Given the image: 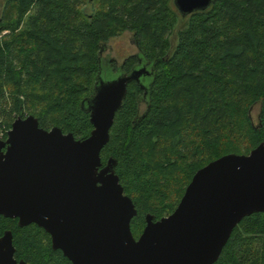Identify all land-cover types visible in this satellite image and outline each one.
<instances>
[{
    "label": "trees",
    "instance_id": "1",
    "mask_svg": "<svg viewBox=\"0 0 264 264\" xmlns=\"http://www.w3.org/2000/svg\"><path fill=\"white\" fill-rule=\"evenodd\" d=\"M126 31L155 63L154 79L144 109L140 88L128 86L101 155L117 158L139 234L144 213H171L199 167L264 140V0H214L187 16L173 0H8L0 17L1 123L9 128L20 112L33 113L46 128L88 136L93 125L80 103L107 59L101 50ZM0 224L12 229L18 259L72 264L37 223L0 215ZM212 264H264V211L235 225Z\"/></svg>",
    "mask_w": 264,
    "mask_h": 264
},
{
    "label": "water",
    "instance_id": "2",
    "mask_svg": "<svg viewBox=\"0 0 264 264\" xmlns=\"http://www.w3.org/2000/svg\"><path fill=\"white\" fill-rule=\"evenodd\" d=\"M213 2L173 0L182 16ZM111 68L104 59L93 93L80 103L93 125L88 136L46 128L33 113L13 120L8 137L0 138V214L44 227L73 264L214 263L235 225L264 211V140L248 153L227 152L199 167L175 209L158 219L148 212L136 237L131 220L138 208L120 181L117 158L104 164L101 151L128 85L149 68L109 77ZM15 252L12 229L0 230V264H30Z\"/></svg>",
    "mask_w": 264,
    "mask_h": 264
},
{
    "label": "flooded vegetation",
    "instance_id": "3",
    "mask_svg": "<svg viewBox=\"0 0 264 264\" xmlns=\"http://www.w3.org/2000/svg\"><path fill=\"white\" fill-rule=\"evenodd\" d=\"M135 41V40H134ZM135 45H136V43H135ZM137 46V45H136ZM106 50V49H105ZM104 52L105 51H103V50H101V54H102V57H104ZM107 57V56H106ZM108 58V57H107ZM130 59H133V61L131 62V63H129V61H130ZM108 62H109V64L112 66V68H111V70L113 71V74L114 73H118V71H120V72H124V73H131L135 68H138V67H142L143 65H145V66H147L149 69H147L146 70V72L145 73H143L142 74V76L140 77V80L139 81H132V82H130V84H132V83H135L139 88H140V90H141V93H143L142 94V99H143V101H141V104L142 105H145V101H146V99H147V97H148V94H149V92H148V90H147V93H146V88L147 89H149V91H150V88H151V86H152V83H153V79H154V74H155V68H153V66L155 67V65H154V63L153 62H151V61H147L140 53H139V50H138V47H137V52L136 53H134V54H132V55H130L129 57H127L121 64H119L118 62H117V60L115 59V58H113V57H111V58H108ZM120 68H121V70H120ZM129 84V85H130ZM128 85V86H129ZM137 99H139V95H137ZM141 111V110H140ZM17 117V116H16ZM15 117V118H16ZM14 118V119H15ZM13 119V120H14ZM13 122V121H12ZM3 125H6L5 123H2ZM2 126V125H1ZM11 128V126L8 128V127H6V131H5V133L3 134V135H0V138L1 139H6L7 137H8V130ZM65 132H67V131H65ZM74 134V136L75 137H77V138H82V137H78L75 133H73ZM103 162H104V164L107 162V161H104L103 160ZM126 192V191H125ZM127 193V192H126ZM148 212H151V211H147V212H145L144 213V225H143V227H142V229H141V231H140V233L139 234H134L136 237H139V235L142 233V231H143V229H144V227H145V225H146V214L148 213ZM151 213H153V212H151ZM153 214H155V213H153ZM169 214V213H168ZM0 215H2V214H0ZM165 215H167V214H165ZM4 216V215H3ZM163 216V215H162ZM6 217V216H5ZM161 216H157L156 214H155V219H158V218H160ZM12 218H15L16 220H17V222H18V224H19V217H12ZM134 218V217H133ZM132 218V219H133ZM31 223H36V222H31ZM31 223H28V224H31ZM28 224H24V225H28ZM19 225H21V224H19ZM24 225H21V226H24ZM131 227H132V220H131ZM0 230H1V228H0ZM4 230V229H3ZM133 230V229H132ZM1 232H3V231H1ZM48 232V231H47ZM134 233V232H133ZM50 234V233H49ZM51 235V234H50ZM51 241H52V239H51ZM59 249H61V248H59ZM62 250V249H61ZM62 252H63V250H62ZM64 253V252H63ZM65 255V254H64ZM65 256H67V255H65ZM68 257V256H67ZM69 258V257H68ZM70 259V258H69ZM71 260V259H70ZM72 261V260H71ZM72 264H73V262H72Z\"/></svg>",
    "mask_w": 264,
    "mask_h": 264
},
{
    "label": "rangeland",
    "instance_id": "4",
    "mask_svg": "<svg viewBox=\"0 0 264 264\" xmlns=\"http://www.w3.org/2000/svg\"><path fill=\"white\" fill-rule=\"evenodd\" d=\"M7 1L8 0H0V17L2 16V14L4 12ZM181 24H183V21L180 20L179 24L177 26H179ZM175 32H176V29L171 34L172 41L175 40ZM136 52H137V46L135 45L133 34L129 31H126V32H123L121 35H118V36L112 38L108 42L107 48L104 52V57H106V56L108 58L113 57L117 60V62L119 64H121L127 57H129L130 55H132ZM114 74H116V73H114ZM114 74L110 75L109 77L113 76ZM142 107L144 109V105H142ZM258 112H259V110L257 107H254L252 112H251L252 117H253L255 122L258 120ZM2 123H5V121H3ZM2 123L0 121V124H2Z\"/></svg>",
    "mask_w": 264,
    "mask_h": 264
},
{
    "label": "built area",
    "instance_id": "5",
    "mask_svg": "<svg viewBox=\"0 0 264 264\" xmlns=\"http://www.w3.org/2000/svg\"><path fill=\"white\" fill-rule=\"evenodd\" d=\"M6 131V125L0 126V135H3Z\"/></svg>",
    "mask_w": 264,
    "mask_h": 264
}]
</instances>
